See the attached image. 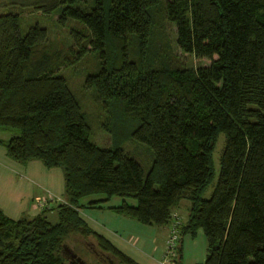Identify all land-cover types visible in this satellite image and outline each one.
<instances>
[{
	"label": "trees",
	"instance_id": "16d2710c",
	"mask_svg": "<svg viewBox=\"0 0 264 264\" xmlns=\"http://www.w3.org/2000/svg\"><path fill=\"white\" fill-rule=\"evenodd\" d=\"M21 7L59 9L60 23L82 26L70 30L74 57L48 58L43 28L21 34L18 14H0V130L12 134L0 145L17 163L60 168L64 199L30 219L0 210V264H76L60 252L70 235L136 264L79 218L80 200L92 195L101 197L86 205L116 197L119 205L107 210L153 227L166 226L186 200L174 247L200 229L203 264H264V0H26ZM165 22L174 46L206 65L177 61ZM86 53L96 69L82 89L103 111L110 148L88 141L79 105L56 73ZM128 140L150 151L146 174L123 153Z\"/></svg>",
	"mask_w": 264,
	"mask_h": 264
},
{
	"label": "crops",
	"instance_id": "0c3cea01",
	"mask_svg": "<svg viewBox=\"0 0 264 264\" xmlns=\"http://www.w3.org/2000/svg\"><path fill=\"white\" fill-rule=\"evenodd\" d=\"M0 140L4 141L2 138ZM58 170L45 169L37 161H29L25 164L12 161L5 156L4 149L0 145L2 213L12 220L30 219L40 212L36 204L42 200L46 201L48 196L53 198V202L47 203L44 209H49L53 203L62 202L60 199L63 196V180L62 173ZM111 199L106 203L90 206L86 205L87 201L81 204L83 207L78 210V215L93 232L103 237L115 250L136 264H203L205 240L201 239L203 235L200 229L196 230L194 238L182 236L185 240L188 238V241L180 237L173 254L167 256L165 248L172 218L166 226L142 225L107 210L120 203L118 198ZM187 208L188 205L180 202L171 212L172 216L179 219L177 232L186 221ZM196 240H199L198 243ZM187 252L188 258H186Z\"/></svg>",
	"mask_w": 264,
	"mask_h": 264
},
{
	"label": "rangeland",
	"instance_id": "374dc122",
	"mask_svg": "<svg viewBox=\"0 0 264 264\" xmlns=\"http://www.w3.org/2000/svg\"><path fill=\"white\" fill-rule=\"evenodd\" d=\"M8 1H14L16 4L10 7H0V14H3L5 12L18 14L21 18V34L26 32V30L33 25H37L38 27L43 28L46 31V42L44 45H42V47L43 50L45 49L48 58H53V56L56 54L59 55V57H63L65 59L70 57V54H72L71 57H74L73 49H71L74 44L73 39L70 35V30H79L82 26L79 22L68 20L65 23H60L58 21L60 17L59 9H55L49 14H41L40 12H33L32 10L21 7V4H24L26 0H1V2L6 3ZM164 26L166 28L169 43L171 44V49L176 55L177 61L183 67L195 69L199 66L207 64V61L195 60L191 55L181 53L174 46L173 26L168 24L167 22L164 23ZM32 57H34V55ZM39 58L40 56L35 59H37L38 61ZM95 69V56L93 54L86 53L78 59L71 61L68 66L60 67L56 71V73H58L66 80L71 93L73 94L74 98L76 99L79 105L81 114L84 119V123L88 128V141L101 149L110 148V138L100 127L104 119L103 111L99 108V104L91 101L88 96V92L82 89L84 77L87 74L95 71ZM10 136H12V134H10L9 132L0 130V138L7 140ZM223 141V135H219L214 150L212 152V162L214 168L213 182L204 191L203 197L205 198L208 197V195L210 194L216 179L218 169L217 161L223 146ZM121 149L124 154H126L129 158L133 159L135 162H137L143 174H146L151 164V153L148 150L147 146L140 142L128 140L124 142V144L121 146ZM53 169H59L58 171L61 172L60 168ZM100 197L101 196L99 195H92L83 198L80 200V204H85V202L87 201ZM60 200H64L63 196H61ZM59 203L60 202L53 203L52 205H50V208H54ZM181 203L188 205V202L186 200L181 201ZM45 218L51 224L57 222L56 213L54 211L46 212ZM183 238L184 237H182V240ZM201 239L202 241H204L203 236H201ZM184 241H188V238L186 240L184 238ZM198 241L199 240H196V243H198ZM65 245L86 264H99V262L96 261L95 257L92 255L90 250V247L92 245L95 248L94 241L92 238H80L78 236L70 235L68 238L65 239ZM185 246L187 245L185 244ZM187 249H189V247ZM186 258H188V252L186 253Z\"/></svg>",
	"mask_w": 264,
	"mask_h": 264
},
{
	"label": "built area",
	"instance_id": "2783aa9c",
	"mask_svg": "<svg viewBox=\"0 0 264 264\" xmlns=\"http://www.w3.org/2000/svg\"><path fill=\"white\" fill-rule=\"evenodd\" d=\"M46 201L42 200L39 203H37L36 208L39 211H41L42 209H44L47 203L53 202V198L48 196V198H46ZM170 218H172V221L169 228V237L166 241V248H165L166 250L165 252L167 256L173 254V249L175 246V242L177 240V226L179 225V219L177 217L171 215Z\"/></svg>",
	"mask_w": 264,
	"mask_h": 264
},
{
	"label": "flooded vegetation",
	"instance_id": "af4514ba",
	"mask_svg": "<svg viewBox=\"0 0 264 264\" xmlns=\"http://www.w3.org/2000/svg\"><path fill=\"white\" fill-rule=\"evenodd\" d=\"M92 246L90 247L91 253L95 257L96 261L99 262V264H120L119 262H117V259L115 257L98 251L96 248H94V246Z\"/></svg>",
	"mask_w": 264,
	"mask_h": 264
},
{
	"label": "water",
	"instance_id": "95a60500",
	"mask_svg": "<svg viewBox=\"0 0 264 264\" xmlns=\"http://www.w3.org/2000/svg\"><path fill=\"white\" fill-rule=\"evenodd\" d=\"M61 255L68 261H74L76 264H86L78 256L75 255L65 244L61 245Z\"/></svg>",
	"mask_w": 264,
	"mask_h": 264
}]
</instances>
